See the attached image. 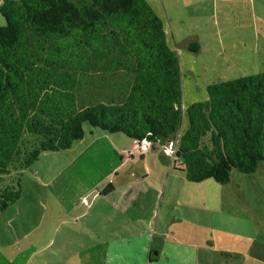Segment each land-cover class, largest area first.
<instances>
[{"label": "trees", "instance_id": "16d2710c", "mask_svg": "<svg viewBox=\"0 0 264 264\" xmlns=\"http://www.w3.org/2000/svg\"><path fill=\"white\" fill-rule=\"evenodd\" d=\"M0 14V210L19 198L8 177L70 148L84 124L155 147L185 113L170 165L192 182L264 160V71L205 85L183 108L178 55L147 0H3ZM91 83L104 100H79Z\"/></svg>", "mask_w": 264, "mask_h": 264}, {"label": "rangeland", "instance_id": "374dc122", "mask_svg": "<svg viewBox=\"0 0 264 264\" xmlns=\"http://www.w3.org/2000/svg\"><path fill=\"white\" fill-rule=\"evenodd\" d=\"M159 2L179 59L183 108L186 98L205 95V85L264 71V0ZM192 42L197 51L188 49ZM79 100L99 102L104 95L91 83ZM186 125L183 113L172 136L176 145ZM132 144L121 132L84 124L83 138L70 148L41 152L13 172L8 181L18 178L20 193L0 210V264H101L99 249L116 236L136 234L153 247L170 240L193 246L189 264H264V160L252 173L233 169L225 183H200L195 191L214 201L207 209L182 205L186 178L172 171L163 141L151 157L130 161ZM136 176L147 189L117 208L112 196L122 195Z\"/></svg>", "mask_w": 264, "mask_h": 264}, {"label": "crops", "instance_id": "0c3cea01", "mask_svg": "<svg viewBox=\"0 0 264 264\" xmlns=\"http://www.w3.org/2000/svg\"><path fill=\"white\" fill-rule=\"evenodd\" d=\"M152 8L155 10L157 15L162 18V5L159 0H147ZM199 0H184V4L189 6L193 3H198ZM163 27L166 33L167 42L171 46L172 44V34L167 30V26L164 24ZM170 36V37H169ZM174 46V45H173ZM172 47V46H171ZM175 49L174 47H172ZM193 86V85H192ZM183 87V86H182ZM194 88V86H193ZM195 92V91H193ZM185 93V92H184ZM188 91L186 92V94ZM197 93V92H195ZM191 95V93H190ZM205 96V95H204ZM203 96V97H204ZM197 99L187 100V103L194 101ZM183 101L185 102L184 94ZM159 146L150 147L145 152H139L137 148L134 147V141L132 147L126 152L128 160H132L133 158H139L140 160H144L147 157H151L149 153L151 151H158ZM133 149L132 152H130ZM172 168V167H171ZM172 171L177 173H182L181 171L172 168ZM144 180L139 176H136L132 179V181L123 188L122 195L112 196V200L114 205L117 208L123 209L125 205L129 206L131 199L139 198L140 193L144 192L148 185L145 181L142 184L140 181ZM207 181H215L212 178L203 180L201 182H192L186 179L184 191L181 194V202L182 205L185 206H195V207H204L209 209L211 205H214V201L211 200V196L205 197L201 192L195 191L197 188H201L200 183H204ZM216 182V181H215ZM217 183V182H216ZM123 186V185H122ZM190 188V189H188ZM110 185L107 187L105 192H110ZM112 193V191H111ZM99 195H104V197L108 196L102 192H99ZM155 197V195H152ZM148 237L143 234H136V236H122L112 239L108 245H105L103 249H99L97 253L99 255V260L101 264H189L190 260L195 257V248L187 243H177L173 240L166 241V243L161 246V244L148 245L147 241ZM160 248V249H158Z\"/></svg>", "mask_w": 264, "mask_h": 264}, {"label": "built area", "instance_id": "2783aa9c", "mask_svg": "<svg viewBox=\"0 0 264 264\" xmlns=\"http://www.w3.org/2000/svg\"><path fill=\"white\" fill-rule=\"evenodd\" d=\"M165 152L171 157L174 156L176 149V139L173 137L167 138L163 141ZM134 147L137 148L139 152H145L150 148V142L143 139L140 141H134ZM133 149L130 151L132 152Z\"/></svg>", "mask_w": 264, "mask_h": 264}]
</instances>
